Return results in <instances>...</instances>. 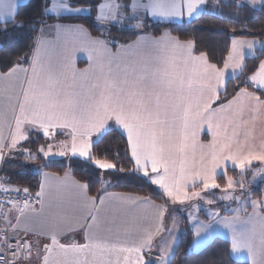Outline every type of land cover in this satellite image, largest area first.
<instances>
[{"label":"snow or ice","instance_id":"1","mask_svg":"<svg viewBox=\"0 0 264 264\" xmlns=\"http://www.w3.org/2000/svg\"><path fill=\"white\" fill-rule=\"evenodd\" d=\"M246 2L253 9L264 8V0ZM216 3L224 6L223 0ZM206 4L207 0H103L95 4L88 0H45L39 20L27 21L30 31L36 32L39 26L30 59L25 56L6 71L0 70V81L11 85L2 92L15 124L7 143L0 133V162L5 148L26 159L38 158L20 142L27 141L33 131L52 139L56 134L53 130L60 129L70 137V149L64 140L57 151L49 145L47 150L38 149V153L49 158L63 157L70 151L72 156L92 160L97 168L116 169L115 163L93 159L91 153V137L95 134L103 138L111 130L126 136L132 171L158 186L174 202L204 199L201 191L219 188L218 170L226 169L229 163L239 169L241 191L235 194L237 181L225 172L220 199L239 204L242 197L250 196L244 191L243 176L253 161L264 164V139L256 145L254 136L246 131L241 140L238 130L254 126L257 116L264 113V59L247 69L243 86L234 88L235 94L227 104L219 108L212 105L219 99L220 89L227 90L226 71L231 68L233 75L237 70L245 72L244 50L255 55L257 45L264 51V42L234 36L223 67H219L209 61L206 53L194 55L193 41L181 42L169 33L156 38L138 34L132 43L118 46L115 53L110 45L116 42L104 36V28L117 25L142 32L149 18L191 21L201 15ZM233 5L239 10L243 0H233ZM20 6L18 0H0V32L25 27L26 20L18 13ZM82 14H94V22L103 26L98 36L93 37L83 25L62 23L80 19ZM72 34L87 37L78 50L87 53L90 67L79 73L72 55L77 49L70 52L67 41L59 50L57 47L62 35ZM21 63L29 66L22 67ZM3 119L7 120V112ZM205 125L212 140L197 145L198 133ZM197 146L201 149L198 157ZM257 176L264 177V168L253 174V180ZM48 179L45 175L33 197L29 188L21 193L0 177V264H171L167 257L174 250L173 243L162 237L157 241L162 232L171 235V229L163 226L165 209L152 205L161 223L154 229L142 228L126 207L135 204V198L116 197L122 207L100 216L104 198L97 206L96 198L87 196L85 186L76 185L82 193L76 214L46 216ZM197 188L201 191L193 190ZM34 203L40 205L39 210ZM252 207L254 213L264 211V203L252 201ZM234 212L232 217L220 219H216L219 213H211L208 224L201 222L194 228V242H202V234L214 230V224L219 225L231 234L230 256L246 253L249 264H264V233L257 246L253 232L236 227L240 208ZM78 231L83 233V243L61 242L62 235Z\"/></svg>","mask_w":264,"mask_h":264},{"label":"trees","instance_id":"2","mask_svg":"<svg viewBox=\"0 0 264 264\" xmlns=\"http://www.w3.org/2000/svg\"><path fill=\"white\" fill-rule=\"evenodd\" d=\"M101 1L88 0L93 4ZM81 3H84V0H81ZM44 4L45 0H29L18 8L19 16L26 20L25 27L16 31L0 32V70L6 71L18 61L22 62L25 56H29L30 59V51L39 26H37L36 32L30 31L27 21L39 20ZM223 5L218 6L215 0H207L201 15L190 22L175 24L148 20L142 32L110 27L103 29L104 36L105 39L116 42L115 45H110L111 49H115L117 45L132 42L140 33L158 36L161 32L167 31L182 42L193 41L196 55L206 53L210 62L217 63L219 67H222L223 58L227 55L231 39L234 36L237 39L264 41V35H261L264 33V8L253 9L243 4V7L237 10L233 5V0L225 1ZM62 23L83 25L93 37L98 36L99 29L103 27L94 22V14L82 15L80 19L64 20ZM9 28L11 29V26ZM241 33L243 34L241 35ZM263 56V51H258L254 57L244 61L245 72L235 79L227 81V90L219 95V99L215 103L216 106L227 102L234 96V88L238 90L237 85L243 86L241 82L245 79L247 69L258 65ZM26 65L28 64L21 63V66ZM24 146L38 158L32 159L33 161L30 163L29 159L19 152L8 155L0 169V176L8 180L10 187L20 190L29 188L30 192H36L38 189L36 170L39 168L57 175L68 173L74 180L83 184L92 197H97L102 192L103 182H107L109 184L107 191L148 197L165 206L170 204L169 200L154 185H151L141 174L132 171L134 165L128 162L130 157L126 155L127 141L117 131L110 130L107 135L94 142L91 149L93 159L115 163L117 168L112 170L103 171L97 168L90 159L82 160L70 157L66 160H47L38 153V149L45 146V141L35 132L32 133ZM117 152H119V156H117ZM256 166H251L250 170L252 171ZM121 168L123 171L120 170ZM226 174L235 179L239 173L236 170H228ZM249 175L250 172L245 173L246 177ZM216 182L222 186L224 178L220 177ZM249 194L252 200L264 203V180L250 188ZM181 226L182 232L179 235L171 264H248L245 261H235L229 254L230 241L221 237L213 238L196 252L191 251L193 235L187 229L186 218L181 219Z\"/></svg>","mask_w":264,"mask_h":264},{"label":"crops","instance_id":"3","mask_svg":"<svg viewBox=\"0 0 264 264\" xmlns=\"http://www.w3.org/2000/svg\"><path fill=\"white\" fill-rule=\"evenodd\" d=\"M28 1L29 0H18V3L20 5H24ZM225 1H227V0H223V2H225ZM101 2H103V0ZM243 4H245V5L249 6L250 8H252L250 5L247 4L246 0H243ZM259 8L260 7H257L255 9H259ZM203 11H204V9L202 10V12ZM196 18L197 17H194L192 20H194ZM149 20L153 21V22L175 23V24L190 22L187 18H185L183 20H173L171 22H168V21H154V20H151V18H149ZM65 24H70L71 25L73 23H65ZM165 33H169V32L163 31L158 36H152L150 34H144V33H140L139 35H142V36H145V37H149V38H156V37L163 36ZM136 39H137V37H136ZM136 39H134L133 41H135ZM86 40H87V37H85V36H83L81 34H72V35H67V36L62 35L60 40L57 42L58 50H59V48H61L64 45L65 41H67V43L69 45V51L70 52H72L73 49H77L76 51H74L72 53L73 59H74V69H75V71L77 73H79L83 69H86V68L90 67V62L88 60L87 53L78 50L79 47L84 42H86ZM257 41H260V40H257ZM132 42H130V43H132ZM260 42H264V41H260ZM118 46H120V45H117L116 48ZM116 48L115 49H111L113 53L116 52ZM244 51H245V60L255 56V55H252L251 53H249V50H247V49H245ZM258 51H261L260 48H259V45H257V49L255 50V54ZM193 52H194V49H193ZM263 53H264V51H263ZM194 55H196V54L194 53ZM263 59H264V56H263ZM28 66L29 65L22 66V67H28ZM93 67H94V65H93ZM241 73L242 72L240 70H237L235 72V75H233V70L231 68L228 69L226 71V73H225L226 83L229 80L235 79ZM89 76L90 77L92 76L91 72L89 73ZM79 79H80V77L78 76L77 80H79ZM69 81L71 82V74H69ZM10 87H11V85H9L8 83H6L4 81H0V133H2V135L5 138H7L5 140V143H7V140H10L11 133L14 130V127H15L12 109L9 106V101L7 100L6 96L2 92L3 89L10 88ZM224 90H225L224 88H221L220 91H219V95L223 94ZM16 91H18V87H17ZM12 94L14 95L15 93H12ZM216 102H217V100H216ZM227 102H225L223 104H227ZM215 103L212 105V107H214V108H219L222 105L221 104V105L216 106ZM5 112H7V120L6 121L3 119V114ZM221 115H228V114L222 113ZM109 123L111 124L113 122L110 121ZM53 131L56 134L54 135V138H52V139H46L41 133L36 132V131H33L32 133L35 132L41 138L44 139L45 146L43 148L45 150H47L49 145H51L53 152L57 151L58 148H59L60 143L62 141H64V140L68 141L69 149H70V144H71L70 137H68L63 130L56 129V130H53ZM238 131L240 133V139L241 140L244 139L245 132L247 131L251 135L254 136L253 143L256 144V145H259L261 140L264 139V113H261V114H259L257 116L254 126L250 125L249 129H247V130L239 129ZM124 137L126 139V136H124ZM91 139H92V141L94 143V142H96L99 139V137L94 134L91 137ZM211 140H212V136H211V134L208 133L207 127L205 125L204 129L200 130L199 133H198L197 145H207ZM26 142L27 141H21L20 143L22 145H24ZM205 151H207V149H205ZM200 152H201V149L199 148V146H197V148H196V156L197 157L199 156ZM11 154L12 153H10L7 148H5L4 159L2 161V165H3L4 161H6V158L8 157V155L10 156ZM58 157H60V156H52V158H49L47 160H66L67 158H70V157H75V158H79V159H82V160H87L86 158H81L79 156H72L70 151H69L68 155L63 156L61 158H58ZM8 159L10 160V157ZM253 165H257V166L255 168H253L252 171L250 170V168L248 169V171H246V173L250 172V175L247 178H250L252 176L253 171H256L258 169L264 168V164H261L259 161H253L251 166H253ZM228 170H236L239 173L238 176H240L239 169H234L233 166L229 163L226 169L221 168V169L218 170L217 179L220 178V177H223L224 180H226V177H225L224 173L227 172ZM36 173L38 175V189H37V191L40 189L41 183L44 182L45 175H47V177H49L48 181L46 182V196H45V208H44L45 215L47 216V215L55 214V213H63L64 215L72 216V215L76 214L75 213L76 205L78 204V202H79V200H80V198L82 196V193L76 187V185H83V184H81V183L77 182L76 180H74L68 173L63 174V175H57V174H54L52 172H48V171H45V170H42V169H39V168H37ZM154 186L169 200V203H170L169 205L165 206V205L156 203V202L152 201L151 199H149L148 197L136 196V195H131V194L116 193V192H110V191H107V185L104 188L102 187L103 188L102 192L97 197L90 196L88 194V192H87V189H86V194H87L88 197L96 198L97 206H101L100 205V198H104V204H103V206H101V212L99 214L100 216L110 215L114 210L119 209L120 207H122V202L120 200H118V199H115L116 197H132V198H135V200L137 202L135 204L128 203L126 205V207L130 210L128 214L130 216H134L136 218V221H137V224H138L139 227L154 229L157 225H159L161 223V219L158 216L156 210L152 207V205H158L161 208L165 209L164 216H163V226L165 228L171 229L172 224L173 223H178V222H179V224L181 226V219L180 220L177 219V217H175V215L172 213V210L178 209L184 203L181 204V203L172 201L171 199H169L163 193V191L161 189L158 188V186H156V185H154ZM189 187L191 188V185H189ZM199 189L200 188L193 189V190L198 191ZM145 199L147 200V203H139V201H142V200H145ZM36 209L39 210L40 209V205H38V207H36ZM254 217L256 218V220H255L256 221V225H255V229L254 230L256 231L257 235L258 234L260 235V234L264 233V211L257 210V212L254 213ZM238 228H240V227H238ZM245 228L249 229L248 227H245ZM249 230L251 231L252 229H249ZM179 235L180 234H178V236H177L175 241H173V239H170V241L172 243H174L173 244V249L174 250L171 251L170 254H169L170 257H171L170 259H172L173 255H174V252L176 250V247H177V244H178V241H179ZM161 237L163 239H165V240H169L168 239L169 238V233L168 232H162L160 237H157V241H159L161 239ZM259 238L260 237H258V239L254 238V243L257 246H259V240H260ZM60 239H61V242H77V243H83L84 242L83 233L80 232V231L68 234L67 236H63L62 235L60 237ZM225 239H227L229 241L231 240V238H225ZM210 241L206 242V244H208ZM206 244L201 246V248H203ZM42 247H43V245H41V248ZM193 252H196V251H193ZM232 258L235 261L248 262L247 261V256H245L244 254H240V255H237V256H234V257L232 256ZM167 259H169V256H168Z\"/></svg>","mask_w":264,"mask_h":264},{"label":"rangeland","instance_id":"4","mask_svg":"<svg viewBox=\"0 0 264 264\" xmlns=\"http://www.w3.org/2000/svg\"><path fill=\"white\" fill-rule=\"evenodd\" d=\"M111 27H117L118 29L129 30L128 27L119 26V25L111 26ZM136 32H139V30H137ZM39 155L44 157L42 153H39ZM49 158H52V157H49ZM49 158H46V159H49ZM58 158H61V157H58ZM33 160L29 159V162ZM101 170L105 171L104 169H101ZM255 172H257V170L253 171V174ZM253 174L250 178H247L245 174L243 176V182H245L244 191L248 194H249L250 188L255 187L260 181L264 180V177H261V176H257V178L253 180ZM234 180L237 181V188L235 190V194L239 195L241 190L239 189L238 185H239V182H241V176L235 177ZM106 185H109V184L107 182H103V185H102L103 188ZM224 187H225V180H224L223 185L217 189H212L206 192L201 191V189H199L198 191H201V196H203L204 199L187 201L186 203L181 205L178 209L172 210V213L175 215V217H177V219L180 220L182 218H186L187 220V229L193 235V240H192V244L190 248L191 251L200 250L201 246H203L204 244H206V242L210 241L212 238H215L216 236L221 237V238L223 237L231 238V234L226 229L222 228L219 225L214 224V230H210L209 233L207 234H202V237H201L202 242H194L193 230L197 226V224L201 222L204 224H208L210 222L211 213L220 214V216L217 217L216 219H220L225 216L232 217L235 214L234 210L237 209V207L240 208V212H239L240 220L237 223L236 227L238 228V227L243 226V227H248L249 229H252L251 232L254 233V238L256 239H258V237L261 236V234L257 235L256 231L254 230L255 225H256V221H255L256 218L254 217L252 201H256L257 203H263V201L260 202L258 200H252L251 197L247 195L245 197H242L239 200V204L233 201L222 200L220 199V197L223 195L221 189H223ZM245 199H247L248 201L247 204H245ZM205 200H211L212 203L211 204L205 203ZM177 228H178V231H177ZM171 229H172L171 235H169L168 241H170V239H173V241H175L178 234L182 232V227L180 226L178 222V223H173ZM241 254H244L245 256H247L246 253H241ZM170 258L171 257L169 255V260H171ZM247 263L249 264V262Z\"/></svg>","mask_w":264,"mask_h":264},{"label":"built area","instance_id":"5","mask_svg":"<svg viewBox=\"0 0 264 264\" xmlns=\"http://www.w3.org/2000/svg\"><path fill=\"white\" fill-rule=\"evenodd\" d=\"M0 177H1V176H0ZM22 192H23V190H21V193H22ZM35 193H36V192H30L29 194H30L31 196L34 197V196H35ZM15 195H16L15 193H12V196H13V197H15ZM21 203H22V201H21ZM38 205H39V204H36V203L33 204V206H34L35 208L38 207Z\"/></svg>","mask_w":264,"mask_h":264},{"label":"water","instance_id":"6","mask_svg":"<svg viewBox=\"0 0 264 264\" xmlns=\"http://www.w3.org/2000/svg\"><path fill=\"white\" fill-rule=\"evenodd\" d=\"M1 166H2V162H0V169H1Z\"/></svg>","mask_w":264,"mask_h":264}]
</instances>
